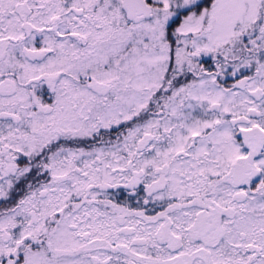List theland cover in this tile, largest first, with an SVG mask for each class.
<instances>
[{
  "label": "snow or ice",
  "instance_id": "obj_1",
  "mask_svg": "<svg viewBox=\"0 0 264 264\" xmlns=\"http://www.w3.org/2000/svg\"><path fill=\"white\" fill-rule=\"evenodd\" d=\"M0 264H264V0H0Z\"/></svg>",
  "mask_w": 264,
  "mask_h": 264
}]
</instances>
